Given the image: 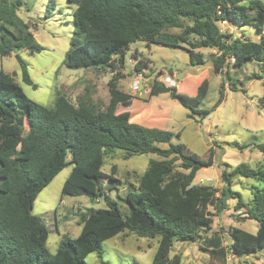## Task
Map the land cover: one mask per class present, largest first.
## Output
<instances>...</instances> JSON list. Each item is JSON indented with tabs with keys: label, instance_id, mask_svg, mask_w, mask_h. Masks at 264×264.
Instances as JSON below:
<instances>
[{
	"label": "trees",
	"instance_id": "1",
	"mask_svg": "<svg viewBox=\"0 0 264 264\" xmlns=\"http://www.w3.org/2000/svg\"><path fill=\"white\" fill-rule=\"evenodd\" d=\"M68 2L76 5L64 56L68 68H100L114 63L122 67L130 45L140 41L175 48L187 45L193 67L205 64L196 50H214L217 56L212 65L216 73L246 61L260 63L264 70V0ZM22 5V0H0V57L14 54L22 81L35 89L18 53L26 50L32 55L43 48L16 14ZM45 13L46 19L48 9ZM222 22L253 32L255 39L246 38L243 32L237 36L221 30ZM169 29L180 33L167 34ZM133 57L138 71V56ZM117 79L108 83L106 108L94 111L83 104L73 105L62 94L54 97L52 107L38 105L27 99L12 75L0 71V264H86L89 254L100 255L101 244L122 232L156 240L152 264H179L178 255L168 258L175 242H199L201 252L218 258L224 247L222 237L217 232L202 236V232L209 231L213 223L208 208L220 213L226 209L227 199H235V209L243 208L245 218L257 222L254 234L229 228L230 254L240 258L264 249V164L255 169L240 165L223 170L220 196H215L217 190L210 186L194 184L197 172L213 165L212 158L201 160L181 143H173L179 134L130 123L126 116L118 115L117 107L128 96L117 89ZM192 83L187 79L180 91H187L185 87ZM207 89L208 81L203 80L194 95H186L153 80L149 95L168 94L189 110L190 117L204 116L208 111L198 106ZM224 90L222 84L214 109L221 104ZM25 126L28 136L23 141ZM250 146L236 145L240 151ZM252 147L264 155V144ZM115 149L121 150L125 159L145 154L158 157L149 161L137 184L121 198L130 210L125 218L117 202L105 197L98 182L103 155ZM67 164L72 168L63 183L62 195L101 198L106 207L83 213L77 223L81 227L79 235L73 239L64 235L51 254L46 248L48 230L30 208L38 193ZM235 177L261 184L251 190L249 202L231 190Z\"/></svg>",
	"mask_w": 264,
	"mask_h": 264
},
{
	"label": "rangeland",
	"instance_id": "2",
	"mask_svg": "<svg viewBox=\"0 0 264 264\" xmlns=\"http://www.w3.org/2000/svg\"><path fill=\"white\" fill-rule=\"evenodd\" d=\"M22 1L23 5L17 9L16 14L28 25L35 41L43 48L40 53L32 55L26 50L18 53L26 63L27 73L36 88L22 81L21 69L14 54L0 57V71L13 76L27 99L44 107H52L54 97L62 94L75 106L83 104L94 111L104 110L110 97L108 83L118 78L115 82L117 89L128 96L117 107L118 115L126 116L130 123L166 130L173 135L179 134L178 138H173V143H181L201 160L212 158L213 165L200 169L194 184L210 186L217 190L215 196H220L223 170L230 171L240 165L255 169L258 164H264V155L252 147L264 144V70L260 63L246 61L237 67L229 65L222 72L216 73L212 65V59L217 56L214 50H196L202 55L205 64L193 67L189 64L187 45L175 48L138 41L126 51L122 67L114 63L100 68L71 69L64 65V56L72 34V12L76 5L68 0ZM51 3L53 7H50ZM46 9L48 17L45 19ZM220 28L237 36L243 32L246 38L255 39L254 33L247 29L238 30L227 24H220ZM165 32L178 34L180 30L169 29ZM134 54L140 63L138 71L134 68ZM166 72L177 79L176 91L186 95H194L199 83L208 81L207 94L198 106L208 111L207 115L190 117L189 110L170 99L168 94L149 95L151 82L160 80ZM137 75H141L144 81L134 91L131 85ZM187 79L193 81L191 87H185L187 91H180ZM222 84L225 88L223 100L214 109ZM27 136L25 126L23 141ZM236 145L251 146L240 151ZM21 148L22 143L19 150ZM161 148L167 146L161 145ZM153 159L158 157L145 154L125 159L123 152L118 149L102 157L98 182L105 197L117 202L124 218L130 210L121 198L130 186L137 184L149 161ZM71 168L72 165L67 164L32 203L31 213L48 230L46 248L51 254L55 253L64 235L71 239L79 235L81 227L77 223L83 213L91 208L106 207L101 198L89 200L84 196L62 195V186ZM253 187L259 188L261 184L241 177H235L230 186L246 203L251 199ZM235 205V199H227L226 209L220 213L208 208L213 223L209 231L202 232V236L217 232L222 237L224 247L220 257L213 259L201 252L199 242H175L168 258L178 255L179 264H264V249L240 258L230 254L229 228L236 227L252 234L257 229V222L246 219L244 209L236 210ZM101 247V254H89L85 259L86 264H152L156 240L122 232L104 241Z\"/></svg>",
	"mask_w": 264,
	"mask_h": 264
},
{
	"label": "built area",
	"instance_id": "3",
	"mask_svg": "<svg viewBox=\"0 0 264 264\" xmlns=\"http://www.w3.org/2000/svg\"><path fill=\"white\" fill-rule=\"evenodd\" d=\"M221 24H225V22H222ZM233 59H231L232 62ZM160 80H156L157 82L163 84L165 87L168 88H176L177 87V79L174 75H170L167 72L163 74ZM144 81L143 77L141 75H137L133 81L131 88L135 91L139 89V85Z\"/></svg>",
	"mask_w": 264,
	"mask_h": 264
},
{
	"label": "crops",
	"instance_id": "4",
	"mask_svg": "<svg viewBox=\"0 0 264 264\" xmlns=\"http://www.w3.org/2000/svg\"><path fill=\"white\" fill-rule=\"evenodd\" d=\"M199 84H200V83H199ZM198 86H199V85H198ZM198 86H197V87H198ZM196 89H197V88H196Z\"/></svg>",
	"mask_w": 264,
	"mask_h": 264
},
{
	"label": "water",
	"instance_id": "5",
	"mask_svg": "<svg viewBox=\"0 0 264 264\" xmlns=\"http://www.w3.org/2000/svg\"><path fill=\"white\" fill-rule=\"evenodd\" d=\"M30 209H32V207Z\"/></svg>",
	"mask_w": 264,
	"mask_h": 264
}]
</instances>
